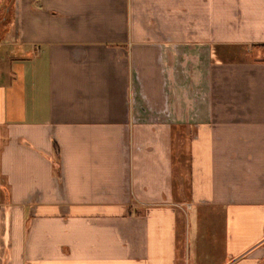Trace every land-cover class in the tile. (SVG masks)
Listing matches in <instances>:
<instances>
[{
    "label": "crops",
    "instance_id": "1",
    "mask_svg": "<svg viewBox=\"0 0 264 264\" xmlns=\"http://www.w3.org/2000/svg\"><path fill=\"white\" fill-rule=\"evenodd\" d=\"M263 47L264 0H0V264H264Z\"/></svg>",
    "mask_w": 264,
    "mask_h": 264
},
{
    "label": "rangeland",
    "instance_id": "2",
    "mask_svg": "<svg viewBox=\"0 0 264 264\" xmlns=\"http://www.w3.org/2000/svg\"><path fill=\"white\" fill-rule=\"evenodd\" d=\"M12 5L9 4L8 5V9L7 11L5 10V8L3 9L2 11V14H1V18L4 17L5 19L2 21L3 25H5V23L8 21V23L10 22L11 18H12V9H11Z\"/></svg>",
    "mask_w": 264,
    "mask_h": 264
},
{
    "label": "built area",
    "instance_id": "3",
    "mask_svg": "<svg viewBox=\"0 0 264 264\" xmlns=\"http://www.w3.org/2000/svg\"><path fill=\"white\" fill-rule=\"evenodd\" d=\"M263 50H264V47H263Z\"/></svg>",
    "mask_w": 264,
    "mask_h": 264
}]
</instances>
